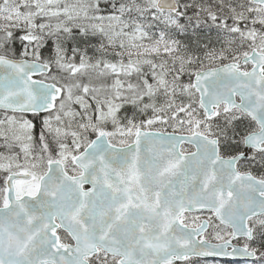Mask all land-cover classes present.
<instances>
[{
    "label": "snow or ice",
    "instance_id": "6c2138e0",
    "mask_svg": "<svg viewBox=\"0 0 264 264\" xmlns=\"http://www.w3.org/2000/svg\"><path fill=\"white\" fill-rule=\"evenodd\" d=\"M264 264V0H0V264Z\"/></svg>",
    "mask_w": 264,
    "mask_h": 264
},
{
    "label": "water",
    "instance_id": "95a60500",
    "mask_svg": "<svg viewBox=\"0 0 264 264\" xmlns=\"http://www.w3.org/2000/svg\"><path fill=\"white\" fill-rule=\"evenodd\" d=\"M247 258L234 257V258H216V260H230L232 262H245Z\"/></svg>",
    "mask_w": 264,
    "mask_h": 264
},
{
    "label": "trees",
    "instance_id": "16d2710c",
    "mask_svg": "<svg viewBox=\"0 0 264 264\" xmlns=\"http://www.w3.org/2000/svg\"><path fill=\"white\" fill-rule=\"evenodd\" d=\"M232 264H245L244 262H236V263H232Z\"/></svg>",
    "mask_w": 264,
    "mask_h": 264
},
{
    "label": "rangeland",
    "instance_id": "374dc122",
    "mask_svg": "<svg viewBox=\"0 0 264 264\" xmlns=\"http://www.w3.org/2000/svg\"><path fill=\"white\" fill-rule=\"evenodd\" d=\"M213 264H215V260L213 261Z\"/></svg>",
    "mask_w": 264,
    "mask_h": 264
}]
</instances>
